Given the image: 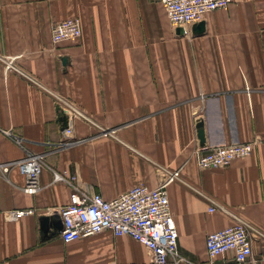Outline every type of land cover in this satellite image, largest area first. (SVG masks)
Returning a JSON list of instances; mask_svg holds the SVG:
<instances>
[{
    "label": "crops",
    "instance_id": "1",
    "mask_svg": "<svg viewBox=\"0 0 264 264\" xmlns=\"http://www.w3.org/2000/svg\"><path fill=\"white\" fill-rule=\"evenodd\" d=\"M70 17L80 37L53 44L52 25ZM202 20L201 33L172 25L159 0H0V129L21 138L0 130V162L44 155L37 193L22 190L17 167L0 174V264H157L108 229L64 243L53 223L72 186L53 171L111 199L177 169L167 191L178 264H264V0H232ZM68 105L77 141L59 148ZM246 141L251 154L225 167L195 164L197 147ZM15 208L33 212L6 219ZM237 219L251 256L209 257L207 234Z\"/></svg>",
    "mask_w": 264,
    "mask_h": 264
},
{
    "label": "built area",
    "instance_id": "2",
    "mask_svg": "<svg viewBox=\"0 0 264 264\" xmlns=\"http://www.w3.org/2000/svg\"><path fill=\"white\" fill-rule=\"evenodd\" d=\"M164 6L166 17L172 25L184 26L204 19L213 10L226 8L232 0H159ZM81 35V22L78 17H70L55 22L51 27V42L57 44L65 40H75ZM11 63L5 65V70ZM65 126L60 131L56 143L59 148L77 141L74 135L72 119L80 115L72 105L61 108ZM11 136L17 143L21 138L11 129H0ZM253 150V142H229L197 147L194 161L200 169L218 168L229 165L236 158L246 157ZM17 167L24 176L22 190L27 194L37 193L41 189L40 175L44 167L42 153L26 152L19 159L0 162V174ZM179 169L165 173L154 187L144 184L133 185L128 190L105 199L99 192L86 194L76 187L66 176V172L53 171L55 181L68 182L72 186L70 202L61 206L57 213L61 222L59 234L64 243L74 241L108 229L113 235H129L146 245L153 262L157 264H178L184 260L178 248V233L171 211L167 186L179 177ZM209 211L214 210L209 207ZM33 212L32 208H15L4 211L8 220ZM205 249L209 257L223 255L227 251L233 254L235 262L247 260L252 253L251 237L248 226L242 219H237L226 227L207 234ZM250 264H259L251 260Z\"/></svg>",
    "mask_w": 264,
    "mask_h": 264
},
{
    "label": "water",
    "instance_id": "3",
    "mask_svg": "<svg viewBox=\"0 0 264 264\" xmlns=\"http://www.w3.org/2000/svg\"><path fill=\"white\" fill-rule=\"evenodd\" d=\"M205 30V21L204 20H200V21H198V22H196V23H194V25H193V31L194 32H196V33H201V32H203ZM65 118H63V126H65ZM203 124H202V121H198L197 122V126H198V135H200V137H201V135H202V129H201V126H202ZM46 223V220H44V224ZM53 228H55V229H57L58 231H60V229H61V222H59V223H53Z\"/></svg>",
    "mask_w": 264,
    "mask_h": 264
}]
</instances>
